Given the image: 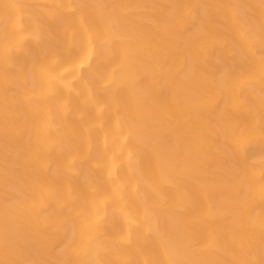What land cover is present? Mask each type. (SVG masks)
Wrapping results in <instances>:
<instances>
[{"label":"bare ground","instance_id":"6f19581e","mask_svg":"<svg viewBox=\"0 0 264 264\" xmlns=\"http://www.w3.org/2000/svg\"><path fill=\"white\" fill-rule=\"evenodd\" d=\"M0 264H264V0H0Z\"/></svg>","mask_w":264,"mask_h":264}]
</instances>
